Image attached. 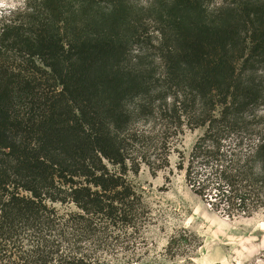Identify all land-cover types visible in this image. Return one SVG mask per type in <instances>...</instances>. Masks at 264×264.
Listing matches in <instances>:
<instances>
[{"label":"trees","instance_id":"16d2710c","mask_svg":"<svg viewBox=\"0 0 264 264\" xmlns=\"http://www.w3.org/2000/svg\"><path fill=\"white\" fill-rule=\"evenodd\" d=\"M239 6L206 17L200 0H167L149 11L161 77L141 56L148 34L126 0H26L0 22V56L37 60L47 76L0 62V264H86L83 249L68 254L61 242L95 221L128 223L124 175L136 140L128 124L183 90L202 102L196 124L205 126L185 168L191 190L228 217L264 208V122L255 112L264 4ZM250 113L257 121L241 122ZM229 136L236 141L221 142ZM184 232L170 237L167 254L180 253Z\"/></svg>","mask_w":264,"mask_h":264},{"label":"rangeland","instance_id":"374dc122","mask_svg":"<svg viewBox=\"0 0 264 264\" xmlns=\"http://www.w3.org/2000/svg\"><path fill=\"white\" fill-rule=\"evenodd\" d=\"M166 1L126 0L144 22L148 37L139 51L145 61L153 62L155 77H161L163 69L157 57L158 24L149 11L161 8ZM240 2L247 3L250 9L259 2L264 4V0H200L206 17L230 6L240 7ZM25 3L26 0H0V22L22 12ZM0 62L21 69L28 67V72L42 80L47 78L37 60L25 64L17 53L0 56ZM259 79L264 83V68L256 73ZM180 92L175 104L169 98L157 99L152 114L136 116L128 124L130 136L135 134L136 139L127 146L129 159L124 175L133 191L128 223L95 221L88 232L73 229L72 238L61 242L65 253L83 249L86 264H264V208L250 216L228 217L213 210L186 182L189 153L205 126L196 124L203 117L202 102L192 101L184 90ZM218 110L219 106L215 113ZM255 112L264 122V89ZM256 119L250 113L241 122L253 123ZM235 141L234 136L221 139L224 143ZM104 163L110 172H120V167L106 160ZM55 207L59 212L77 210L71 203H55ZM182 231L180 253L167 254L168 240ZM77 238L81 241L75 242Z\"/></svg>","mask_w":264,"mask_h":264}]
</instances>
